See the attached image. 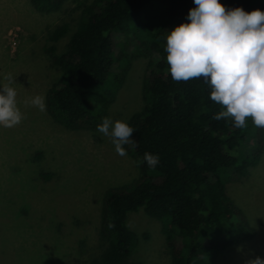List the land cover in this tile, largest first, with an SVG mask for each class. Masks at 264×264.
Masks as SVG:
<instances>
[{"label": "trees", "instance_id": "1", "mask_svg": "<svg viewBox=\"0 0 264 264\" xmlns=\"http://www.w3.org/2000/svg\"><path fill=\"white\" fill-rule=\"evenodd\" d=\"M30 1L42 14L65 16L31 47L60 71L45 95L46 111L59 126L97 131L133 56L144 54L152 65L143 83V107L127 120L134 142L123 145L137 161L139 176L106 190L95 252L87 258L73 254L67 264H144L133 258L140 237L129 225L130 214L140 211L161 222L168 264H217L222 250L253 238L256 231L228 184L231 172L245 177L260 162L264 128L251 118L243 128L231 118L213 119L222 108L209 98L203 79L177 82L168 71L167 34L187 22L193 0H76L81 12L75 20L66 12L69 0ZM220 2L264 11L259 0ZM250 137L256 146L248 154L241 146ZM146 152L158 155L156 167L144 161ZM39 174L45 182L59 177L47 170Z\"/></svg>", "mask_w": 264, "mask_h": 264}, {"label": "rangeland", "instance_id": "2", "mask_svg": "<svg viewBox=\"0 0 264 264\" xmlns=\"http://www.w3.org/2000/svg\"><path fill=\"white\" fill-rule=\"evenodd\" d=\"M79 5L76 0L65 5L74 20L80 15ZM62 17V12L40 13L30 0H0V81L9 83L7 77L13 78L23 114L18 125L0 127V264H67L73 254L89 257L98 243L106 190L139 176L135 158L126 149L125 156L117 155L109 137L93 130L65 129L47 111L26 103L36 95L45 97L60 75L48 56L32 52L31 47ZM149 59L144 54L133 56L107 105L111 120L127 122L143 107V83L152 67ZM255 146L256 139L250 137L241 150L251 154ZM41 170L59 177L45 182ZM228 187L256 233L222 250L217 264H246L256 256L264 257V153L247 176L231 172ZM129 225L140 237L133 258L144 264L169 263L160 221L140 211L130 214Z\"/></svg>", "mask_w": 264, "mask_h": 264}, {"label": "clouds", "instance_id": "3", "mask_svg": "<svg viewBox=\"0 0 264 264\" xmlns=\"http://www.w3.org/2000/svg\"><path fill=\"white\" fill-rule=\"evenodd\" d=\"M193 3L187 22L174 27L166 37L171 78L177 82L202 78L210 88L209 98L222 108L213 119L231 118L234 127L243 128L251 118L254 126L264 128V11L226 8L220 0ZM7 79L9 83L0 81V127L12 128L23 114L14 80L11 76ZM26 103L46 111L43 95ZM97 131L110 138L117 155L127 154L122 145L133 140L134 129L126 121L105 117ZM144 161L154 168L159 157L146 152ZM246 264H264V257L256 256Z\"/></svg>", "mask_w": 264, "mask_h": 264}]
</instances>
